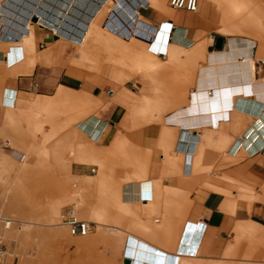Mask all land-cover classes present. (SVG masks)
<instances>
[{
    "label": "crops",
    "instance_id": "0c3cea01",
    "mask_svg": "<svg viewBox=\"0 0 264 264\" xmlns=\"http://www.w3.org/2000/svg\"><path fill=\"white\" fill-rule=\"evenodd\" d=\"M121 1L130 12L142 0ZM207 1L198 0L193 12L138 7L157 26L152 48L161 63L170 55L166 65L173 69L164 81L173 88L187 71L175 93L154 91L137 75L117 80L106 62L99 70L83 67L67 48L46 61L45 51L58 38L51 28L36 26L30 9L17 22L0 15V40L13 42L0 50L1 150L18 161L31 151L33 161L47 167L35 175L47 177L52 200L66 195L74 179L82 207L93 211V229L106 226L117 258L116 233L122 232L126 247L130 236L189 264H264V216L257 218L264 213V61L255 58L254 40H248V54L241 44L239 56L223 57L233 37L221 35L222 46L215 47L220 15ZM100 3L47 0L46 17L60 23L65 36L78 34ZM68 4L66 16L55 9ZM125 10L122 18L131 27ZM35 53L43 54L37 59ZM243 55L255 58L253 71L247 62L246 70L228 72L227 63ZM154 98L168 105L148 112Z\"/></svg>",
    "mask_w": 264,
    "mask_h": 264
},
{
    "label": "rangeland",
    "instance_id": "374dc122",
    "mask_svg": "<svg viewBox=\"0 0 264 264\" xmlns=\"http://www.w3.org/2000/svg\"><path fill=\"white\" fill-rule=\"evenodd\" d=\"M110 1L113 2V0ZM207 2L220 15L217 34L233 37V39L254 40L257 43L255 58L264 61V0H208ZM165 5L169 7L168 0H165ZM245 5L257 7L255 13L259 17L249 13L245 9ZM5 6L10 11L6 10ZM26 9H30V13L34 14L33 19L36 26L47 27V0H11L5 4L0 2V15L5 14L9 17V21L17 22L19 16ZM12 12L13 14H11ZM248 13L252 16L249 17V20H246L245 15ZM243 16L246 20L244 21V30L240 26ZM0 19H2V16H0ZM149 24L150 32L145 38L143 55L139 57L137 63L133 59H129L128 61L119 62L117 66L111 65V75L120 81L135 75L145 77L154 85V91H158L160 88L166 87L167 81H164V75L171 73L173 68L170 67L169 70L160 72L153 70L155 67H163L169 63L170 55H168L167 63H161L162 60L157 55L147 50L151 33L157 27H154L150 22ZM50 28L55 34V30L52 27ZM69 35L83 37L81 30L78 34L71 33ZM70 36H65L58 30L55 45L45 51L47 54L45 60L49 61L53 54L64 52L67 48L69 51L76 53L77 58L72 60L88 68L87 63L90 61L83 58L76 43L71 41ZM31 39V33L27 34L25 44L31 42ZM61 44L67 45H64V48L61 49ZM9 46H13L12 41L3 43L0 40V50ZM24 52L27 54L28 50L26 49ZM41 54L35 53L36 58L40 59ZM103 57L105 58V56ZM104 62V59H102V63L100 62L90 69L99 70ZM119 66L124 68L127 73L121 71ZM8 70L12 69L9 68ZM185 72L187 71L185 70ZM1 93L0 90V98ZM164 105H167L164 101L159 102L158 98H154L153 107L148 112ZM12 112L11 108L5 110V118L11 123L13 120ZM45 172H47V167L43 163L33 161L31 151L26 154L23 161H18L7 151H2L0 147V215L14 220L12 227L5 233V242L8 247L13 249L16 256L8 264H122L123 262L129 264H189L173 257H164L159 250L149 246L143 240L133 239L130 236L128 244L132 247H126L127 234L122 232L116 233L119 249V257L117 258L113 256L114 246L113 242L108 241L106 226L101 228L100 225H97L95 229L90 230L86 235H71L68 226L63 221L65 210L72 206L74 215L78 219L89 221L93 219V211H88L82 207V194L74 186V179L69 181L70 191L66 195L64 194L62 198L52 200L51 194L47 193V177L35 175L36 173ZM110 196L115 197V194L111 193ZM116 196L118 195L116 194ZM76 202H78V205H76ZM261 205L264 211V203L262 202ZM81 209L85 211V214L81 213ZM261 214L257 218L262 220L264 213ZM10 232H12V235ZM262 242L260 241V244H263ZM242 257L251 258L246 253ZM260 259L264 261V255Z\"/></svg>",
    "mask_w": 264,
    "mask_h": 264
},
{
    "label": "bare ground",
    "instance_id": "6f19581e",
    "mask_svg": "<svg viewBox=\"0 0 264 264\" xmlns=\"http://www.w3.org/2000/svg\"><path fill=\"white\" fill-rule=\"evenodd\" d=\"M10 1L11 0H0V2L3 4H5L6 2H10ZM164 2H165V0H142V1L138 2L137 7L136 6L133 8L131 7L130 12H128L127 10L124 9L123 2L121 0H113V2H111L110 0H101L100 5H98V7L100 6V8L96 9V11L94 10L95 11L94 15H92L89 18V20H87L85 18L84 21L82 22L81 32L83 34V37L80 38L76 35H74V36L68 35V36H70V38L72 39L71 40L72 42L76 43L79 52L83 55V58L87 61H90L89 63H87L88 68H93L96 65H98L100 62L102 63V59H104V61L106 63H109L111 65H116V66L119 62L128 61L129 59H133L135 61V63H137V60L139 59V57H141L144 53L143 50H144V45H145V38L148 35V33L150 32V24L148 21H146L145 19H143L140 16L139 11H138V7L140 5L150 4V5H153L154 7L162 10L165 8ZM75 3L77 5V2H75ZM131 3H132V0H131ZM131 3H130V5H131ZM80 4H82V3H80ZM80 4H78V5H80ZM132 4H134V2ZM94 5H96V4H94ZM82 6L83 5H81V7ZM70 7H71V4H68L65 11H62L59 7L55 8V9L58 10L57 12L61 11L62 15L66 16L68 14ZM118 8H120V10ZM5 9L10 11V9H8L7 6H5ZM245 9H247L248 12L251 13L252 15H254L255 17H257V16L259 17V15L255 13L257 7L255 8L254 5H249V6L245 5ZM121 10H125V12H127V15L129 16L130 20L132 21L131 27L126 25L124 19L122 18L123 16L121 15ZM43 13H45V12H43ZM249 13L247 15H245L246 20H249V17L252 16ZM242 15H244V14H242ZM246 20H244V16H243V19L241 20V23H240L242 30L245 29L244 28L245 27L244 21H246ZM238 24H239V22H238ZM47 26L52 27L55 30V35H57L58 30H60L62 27L60 25V23L55 24L53 22H49L48 20H47ZM156 31H157V27L153 29V31L151 33V37L148 40V44H147V50L150 53L155 54V55H157V54L154 52V48H152V46H153L152 40L155 36ZM163 33H164L163 31H160L158 36L162 35ZM243 40H245V39H241V38H234L233 39V44H232L231 50H229L230 52L228 54L225 53L223 55V57L226 58L227 61L230 57H234V56L237 57L240 55L241 44L244 46V50L247 52V54L249 53V44L250 43L248 44V40H245V43H242ZM25 43H26V41H25ZM198 46H201V45H198ZM198 50L199 49L196 48L194 51L197 52ZM155 51H156V49H155ZM103 56H105V58ZM242 58H243L242 61H236L233 65H231L232 63L231 64L227 63L226 68L229 69L228 72H231V68H234V70L235 69L246 70L247 66H245V64H247V62H249L250 69L253 71L254 59L250 55H248V56L243 55ZM119 68L121 69V71L127 73V71L124 68H122L120 66H119ZM11 69H13V68H11ZM169 69H170V66L166 65L165 67L164 66L163 67L162 66L155 67V69H153V70H157L160 72V71H164V70L167 71ZM184 76H186V72H185V70H181L179 83L177 85H174L173 88L172 87L170 88L171 82H167L166 87L170 88L171 92H173V93L179 91L181 89L183 83H184V81H183ZM1 78H2V76H1ZM172 89H173V91H172ZM158 101L161 102L164 100L158 98ZM169 105H170V103H169ZM86 122H87V120H86ZM94 122L96 123V121H94ZM88 123H91V122H88ZM254 133L257 134L256 132H254ZM257 136H258V134H257ZM246 140H249V137H247ZM262 141H263V139L261 138L260 142H262ZM249 150H252V148H249ZM76 205H78V202H76ZM81 213L85 214V211L83 209H81ZM86 221H88V220H86ZM10 233L12 235V232H10ZM121 262H123V261H121ZM122 264H129V263L123 262Z\"/></svg>",
    "mask_w": 264,
    "mask_h": 264
},
{
    "label": "built area",
    "instance_id": "2783aa9c",
    "mask_svg": "<svg viewBox=\"0 0 264 264\" xmlns=\"http://www.w3.org/2000/svg\"><path fill=\"white\" fill-rule=\"evenodd\" d=\"M168 5L173 10H186L193 12L197 10L198 0H168ZM4 31L5 28L1 26L0 38L4 34ZM92 170L94 169L92 168ZM63 221L68 226L69 233L73 236L86 235L93 229L91 222L78 219L71 208L65 210ZM13 223L14 220L10 217L0 215V264L11 263L16 257L13 249L8 247L5 242V232L12 227Z\"/></svg>",
    "mask_w": 264,
    "mask_h": 264
},
{
    "label": "water",
    "instance_id": "95a60500",
    "mask_svg": "<svg viewBox=\"0 0 264 264\" xmlns=\"http://www.w3.org/2000/svg\"><path fill=\"white\" fill-rule=\"evenodd\" d=\"M223 37L221 36H218L216 39H215V47L220 49L221 46H222V43H223ZM126 262H128V260H126Z\"/></svg>",
    "mask_w": 264,
    "mask_h": 264
}]
</instances>
